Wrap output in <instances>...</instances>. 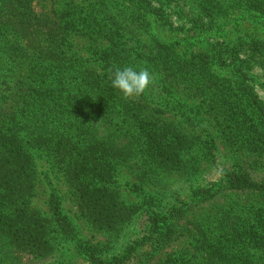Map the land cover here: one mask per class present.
Wrapping results in <instances>:
<instances>
[{"label":"trees","instance_id":"trees-1","mask_svg":"<svg viewBox=\"0 0 264 264\" xmlns=\"http://www.w3.org/2000/svg\"><path fill=\"white\" fill-rule=\"evenodd\" d=\"M247 21L264 26V0H0V223L35 216L30 196L50 164L90 219L144 218L124 252L85 246L92 264H147L138 246L154 253L183 237L188 251L160 264H264V177L228 168L180 206L129 205L114 187L122 166L149 184L216 163L215 127L226 147L264 154L250 72L264 70V34L236 39ZM128 66L153 76L132 98L111 87ZM51 203L68 222L61 196Z\"/></svg>","mask_w":264,"mask_h":264},{"label":"rangeland","instance_id":"rangeland-1","mask_svg":"<svg viewBox=\"0 0 264 264\" xmlns=\"http://www.w3.org/2000/svg\"><path fill=\"white\" fill-rule=\"evenodd\" d=\"M172 11L173 19L178 21V10ZM165 12L171 13V10L167 9ZM261 34H264V26H256L255 23L247 21L237 33L236 39H249ZM174 35L171 33L166 37L172 39ZM222 39V36L217 37L219 41ZM250 72L253 76L251 84L264 100V70L256 65ZM213 135L219 147L216 163H201L198 170L190 174L179 171L160 172L156 183L147 184L131 170V166H122L114 184L121 200L129 205L139 206L145 198L150 199L149 201L155 198L154 201L168 206H180L190 201L196 188L219 181L228 168L242 169L254 180H261L264 177V154L249 155L226 147L216 127L213 129ZM38 171L40 182L33 190L29 203V211L35 213V216L24 222L25 227L20 226V222L13 225L19 218L13 223L10 221L0 223V264H92L85 254L87 247L96 246L105 253V256L110 257L124 252L143 238L144 218L134 216L131 222L125 221L118 225L96 222L82 213L74 191L50 164L43 168L40 166ZM53 192L61 196L63 212L68 217V222H59L54 215L51 203ZM212 202L214 200L201 205L203 208L211 207L207 204ZM30 224L36 228L34 233L29 232ZM1 244H5L3 253ZM143 246H138V253L147 264H160L169 253L188 251L190 243L183 237L179 242H174L154 253L152 251L148 253L149 246Z\"/></svg>","mask_w":264,"mask_h":264},{"label":"clouds","instance_id":"clouds-1","mask_svg":"<svg viewBox=\"0 0 264 264\" xmlns=\"http://www.w3.org/2000/svg\"><path fill=\"white\" fill-rule=\"evenodd\" d=\"M111 87L121 92L125 97L143 94L151 85L153 76L147 68L128 66L116 68L111 72Z\"/></svg>","mask_w":264,"mask_h":264}]
</instances>
